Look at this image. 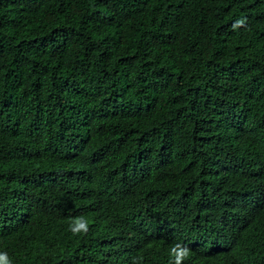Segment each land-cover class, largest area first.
<instances>
[{
  "label": "trees",
  "instance_id": "trees-1",
  "mask_svg": "<svg viewBox=\"0 0 264 264\" xmlns=\"http://www.w3.org/2000/svg\"><path fill=\"white\" fill-rule=\"evenodd\" d=\"M263 164L264 0H0L9 264H264Z\"/></svg>",
  "mask_w": 264,
  "mask_h": 264
},
{
  "label": "clouds",
  "instance_id": "clouds-1",
  "mask_svg": "<svg viewBox=\"0 0 264 264\" xmlns=\"http://www.w3.org/2000/svg\"><path fill=\"white\" fill-rule=\"evenodd\" d=\"M243 23V20H237L233 27L235 28ZM69 228L74 236H79L81 234L86 235L89 231V222L84 216H77L72 218ZM190 228L193 233H197L194 225H191ZM191 252L192 249L186 244L180 242L171 244L168 248V256L170 258L169 264H184V262L190 258ZM142 260V256H135L132 259V264H141ZM0 264H9L4 254H0Z\"/></svg>",
  "mask_w": 264,
  "mask_h": 264
}]
</instances>
